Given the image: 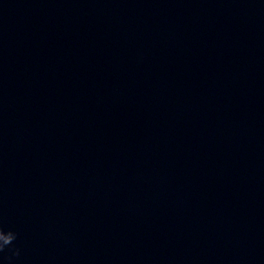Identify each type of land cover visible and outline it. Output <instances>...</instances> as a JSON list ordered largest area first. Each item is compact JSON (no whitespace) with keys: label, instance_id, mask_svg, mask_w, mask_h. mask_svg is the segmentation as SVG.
<instances>
[{"label":"clouds","instance_id":"1","mask_svg":"<svg viewBox=\"0 0 264 264\" xmlns=\"http://www.w3.org/2000/svg\"><path fill=\"white\" fill-rule=\"evenodd\" d=\"M16 239V234L12 231L5 232L2 227H0V252L11 245Z\"/></svg>","mask_w":264,"mask_h":264}]
</instances>
